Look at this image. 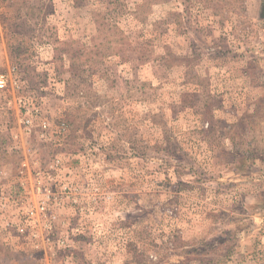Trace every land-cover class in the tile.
<instances>
[{
  "label": "rangeland",
  "instance_id": "rangeland-1",
  "mask_svg": "<svg viewBox=\"0 0 264 264\" xmlns=\"http://www.w3.org/2000/svg\"><path fill=\"white\" fill-rule=\"evenodd\" d=\"M263 9L0 0V262L264 264Z\"/></svg>",
  "mask_w": 264,
  "mask_h": 264
},
{
  "label": "trees",
  "instance_id": "trees-1",
  "mask_svg": "<svg viewBox=\"0 0 264 264\" xmlns=\"http://www.w3.org/2000/svg\"><path fill=\"white\" fill-rule=\"evenodd\" d=\"M7 259H10L9 257H4V260H2V262H0V264H7Z\"/></svg>",
  "mask_w": 264,
  "mask_h": 264
},
{
  "label": "built area",
  "instance_id": "built-area-1",
  "mask_svg": "<svg viewBox=\"0 0 264 264\" xmlns=\"http://www.w3.org/2000/svg\"><path fill=\"white\" fill-rule=\"evenodd\" d=\"M2 81H0V87H2ZM40 210L42 211L43 210V207H40ZM31 216H33V211L30 212Z\"/></svg>",
  "mask_w": 264,
  "mask_h": 264
},
{
  "label": "water",
  "instance_id": "water-1",
  "mask_svg": "<svg viewBox=\"0 0 264 264\" xmlns=\"http://www.w3.org/2000/svg\"><path fill=\"white\" fill-rule=\"evenodd\" d=\"M262 15H263V17H264V9L262 10Z\"/></svg>",
  "mask_w": 264,
  "mask_h": 264
}]
</instances>
